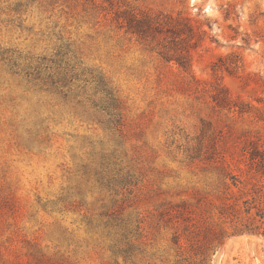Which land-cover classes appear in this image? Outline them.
I'll return each instance as SVG.
<instances>
[{
  "label": "rangeland",
  "instance_id": "obj_1",
  "mask_svg": "<svg viewBox=\"0 0 264 264\" xmlns=\"http://www.w3.org/2000/svg\"><path fill=\"white\" fill-rule=\"evenodd\" d=\"M130 10L204 33L188 72L118 29ZM256 140L264 0H0V264H264ZM192 224L223 238L198 248Z\"/></svg>",
  "mask_w": 264,
  "mask_h": 264
},
{
  "label": "trees",
  "instance_id": "obj_2",
  "mask_svg": "<svg viewBox=\"0 0 264 264\" xmlns=\"http://www.w3.org/2000/svg\"><path fill=\"white\" fill-rule=\"evenodd\" d=\"M118 29L126 35L136 38L139 42L147 46L152 45L151 50L166 63L173 62L183 72L191 69L192 52L200 47L204 33H198L190 24L189 20L180 15L172 14H153L150 12H135L134 10L124 12H113ZM228 14L230 12L228 11ZM219 62H221L219 60ZM221 66H225L222 64ZM213 101L219 108L228 110H238L239 114L245 113V107L242 104L234 102L226 88L216 86L214 88ZM249 141L245 147L250 164L264 172V141ZM235 185V184H234ZM243 213L249 215L255 211V217L261 221L264 218V191L262 188H254L253 196L242 202ZM235 204H222L218 211L222 218L236 221L234 234L250 233L256 234L258 227H253V221L249 224H240L238 220V211ZM249 221V219H247ZM189 233L195 237L201 238L198 248L211 245L223 238L221 230L210 229L197 224L187 227Z\"/></svg>",
  "mask_w": 264,
  "mask_h": 264
}]
</instances>
